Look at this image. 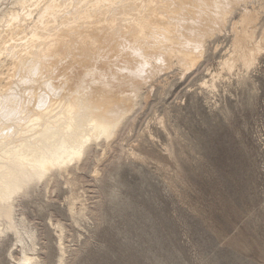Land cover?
I'll return each mask as SVG.
<instances>
[{
	"label": "rangeland",
	"instance_id": "1",
	"mask_svg": "<svg viewBox=\"0 0 264 264\" xmlns=\"http://www.w3.org/2000/svg\"><path fill=\"white\" fill-rule=\"evenodd\" d=\"M249 11L263 50L252 65L227 68L237 23ZM213 35L204 51L194 50L193 66L184 54L186 62L152 69L113 56L101 85L139 94L103 109L111 121L126 117L117 137L94 142L74 173L15 204L14 218L33 231L43 264L60 257L64 264H264V0H239ZM91 74L87 87L97 78ZM6 232L0 264H18L10 252L20 256L22 244Z\"/></svg>",
	"mask_w": 264,
	"mask_h": 264
},
{
	"label": "bare ground",
	"instance_id": "2",
	"mask_svg": "<svg viewBox=\"0 0 264 264\" xmlns=\"http://www.w3.org/2000/svg\"><path fill=\"white\" fill-rule=\"evenodd\" d=\"M238 1L0 0V238L11 231L22 244L20 256L10 252L14 260L43 264L33 231L14 218L18 198L41 184L49 191L55 178L81 164L94 142L114 138L126 117L111 121L103 109L119 96L127 101L139 96L137 91L117 95L101 85L113 56L122 55L130 68L138 62L152 69L163 61L174 65L176 58L179 64L186 62L180 58L184 54L190 61L186 65L193 66L199 60L194 50L205 48ZM257 18L249 11L238 21L227 68L238 61L250 66L263 50L251 27ZM91 73L97 78L87 87L84 81ZM66 182L76 187L75 177L67 176ZM75 198L69 207L73 215ZM64 228L58 224L61 251ZM59 264H64L63 257Z\"/></svg>",
	"mask_w": 264,
	"mask_h": 264
}]
</instances>
